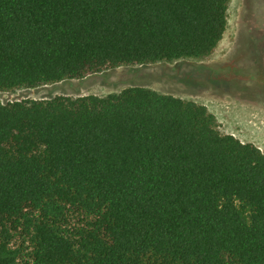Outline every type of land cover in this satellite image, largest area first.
Returning a JSON list of instances; mask_svg holds the SVG:
<instances>
[{"label":"trees","instance_id":"trees-1","mask_svg":"<svg viewBox=\"0 0 264 264\" xmlns=\"http://www.w3.org/2000/svg\"><path fill=\"white\" fill-rule=\"evenodd\" d=\"M230 0H0V91L209 56ZM0 264H264V152L130 85L0 102Z\"/></svg>","mask_w":264,"mask_h":264},{"label":"rangeland","instance_id":"rangeland-1","mask_svg":"<svg viewBox=\"0 0 264 264\" xmlns=\"http://www.w3.org/2000/svg\"><path fill=\"white\" fill-rule=\"evenodd\" d=\"M204 104L223 133L264 152V0H230L227 26L204 58L121 65L82 78L0 91V102L55 95H105L130 85Z\"/></svg>","mask_w":264,"mask_h":264}]
</instances>
